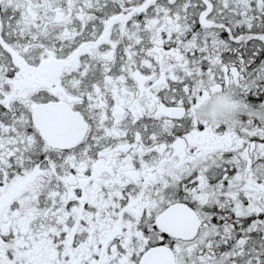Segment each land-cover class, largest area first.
Here are the masks:
<instances>
[{"label":"snow or ice","instance_id":"snow-or-ice-1","mask_svg":"<svg viewBox=\"0 0 264 264\" xmlns=\"http://www.w3.org/2000/svg\"><path fill=\"white\" fill-rule=\"evenodd\" d=\"M0 264H264V0H0Z\"/></svg>","mask_w":264,"mask_h":264}]
</instances>
